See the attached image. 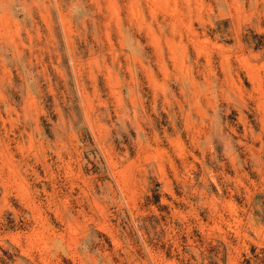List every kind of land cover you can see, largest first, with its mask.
<instances>
[{
    "label": "rangeland",
    "instance_id": "obj_1",
    "mask_svg": "<svg viewBox=\"0 0 264 264\" xmlns=\"http://www.w3.org/2000/svg\"><path fill=\"white\" fill-rule=\"evenodd\" d=\"M0 264H264V0H0Z\"/></svg>",
    "mask_w": 264,
    "mask_h": 264
}]
</instances>
